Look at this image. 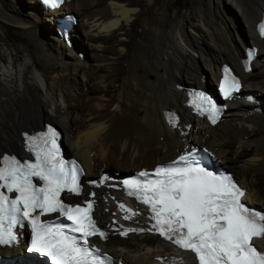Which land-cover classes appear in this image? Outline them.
<instances>
[{
	"label": "bare ground",
	"instance_id": "bare-ground-1",
	"mask_svg": "<svg viewBox=\"0 0 264 264\" xmlns=\"http://www.w3.org/2000/svg\"><path fill=\"white\" fill-rule=\"evenodd\" d=\"M232 1L242 30L222 0L209 6L192 0L175 19L158 15L156 0H70L48 13L34 0H0V144L7 145L0 154L21 153L20 133L40 129L47 118L60 128L65 152L82 163L86 182L111 168L110 182L88 189L96 193L95 215L108 232L96 245L117 264H198L194 254L148 231L153 223L146 211L122 197L114 182L125 171L149 170L195 146L208 148L246 190L245 203L264 212V40L254 34L264 0ZM66 14L75 18L69 45L57 31ZM8 33L20 41L12 43ZM245 41L259 48L248 74L240 67ZM85 45L91 60L82 62ZM227 61L241 73L243 87L211 127L183 106L185 91L177 85L211 86ZM171 110L179 114L176 127L163 119ZM120 204L136 214L124 219ZM122 229L144 231L122 236ZM21 239L0 248V264H47L25 253ZM253 244L264 250V238Z\"/></svg>",
	"mask_w": 264,
	"mask_h": 264
},
{
	"label": "snow or ice",
	"instance_id": "snow-or-ice-1",
	"mask_svg": "<svg viewBox=\"0 0 264 264\" xmlns=\"http://www.w3.org/2000/svg\"><path fill=\"white\" fill-rule=\"evenodd\" d=\"M46 2L56 5L58 0ZM260 32L264 35V24ZM224 74L221 90L229 97L239 91L240 82L227 67ZM197 99L201 102L197 108L206 111L215 124L219 117L216 104L204 93H198ZM57 139V132L49 128L27 137L34 161L21 162L14 156L0 160V189L16 194L10 198L0 191V246H15L18 229L27 222L33 233L28 250L48 258L50 264H106L110 258L102 256L88 239H107L93 218V203L89 201L85 207L61 199L65 191L80 195L83 170L76 161L61 157ZM33 178L42 184L34 183ZM123 184L129 196L150 210L155 223L148 231L155 230L179 249L194 254L198 264H264V252L253 244L254 238H264V212L241 203L246 190L231 175L209 170L198 150L158 166L152 173L141 171ZM120 208L126 213L124 219L136 214L124 204ZM53 213L71 223L41 220ZM136 231L144 229H122L119 234Z\"/></svg>",
	"mask_w": 264,
	"mask_h": 264
},
{
	"label": "rangeland",
	"instance_id": "rangeland-1",
	"mask_svg": "<svg viewBox=\"0 0 264 264\" xmlns=\"http://www.w3.org/2000/svg\"><path fill=\"white\" fill-rule=\"evenodd\" d=\"M151 2H153L154 0H149ZM157 1V5L155 7V11L157 12L158 15L160 16H166L168 15L169 18L171 19H175V18H178L179 15H185L186 12H187V4L188 2L192 1V0H156ZM222 3L225 5V7H227L229 9V11H231V13H233V15H235V19L237 20V25L239 26V28L242 30V28H244V23H243V19L240 17L241 14L239 15V13L236 12L235 10V7H234V1L231 0H222ZM210 2L209 0H206L205 2V5L206 6H209ZM193 11V9H191ZM238 14V15H236ZM183 24L184 25H188V22H185V20L183 21ZM169 27V25L167 26V28ZM8 37L10 38L11 42L12 43H16V42H19L20 41V37L18 35H16L15 33H8ZM246 39H243L242 41H244ZM251 41H245L244 45L247 44L246 46L244 47H248L249 44H250ZM251 45V44H250ZM89 46L88 45H85L83 48H81L80 50V55L83 54L82 58L80 57V60L83 62L86 60H91V57H90V50L88 49ZM243 49V47H242ZM115 53V52H114ZM114 53H109L108 55L109 56H116V53L114 55ZM227 64H231L229 61L226 62ZM253 72H255L253 70ZM140 74H143V72L139 71ZM203 73L207 74V77H209V72L207 70H205L203 68ZM180 83L184 84V85H191L192 87H195L196 85L193 84V83H186V82H183V81H180ZM181 84V85H182ZM204 87V86H202ZM49 122L51 123L52 125H55V123H52V121L50 122V120H48L47 118L43 121L40 122V126H42V123L43 122ZM56 126V125H55ZM58 127V126H57ZM26 128V127H25ZM59 128V127H58ZM60 129V128H59ZM30 129L26 128L24 129L23 131H29ZM0 145H5V144H0ZM7 146V145H5ZM64 147V146H63ZM195 147H199V146H195ZM65 149V148H64ZM66 151V150H65ZM4 152H11V150H5ZM12 153V152H11ZM66 154L68 156H71L69 155V153L66 152ZM226 167L230 170V171H236L239 173L238 169H235L234 167H231L229 165H226ZM225 169V168H224ZM226 170V169H225ZM102 171L106 172V171H113L111 168H103ZM228 171V170H227ZM125 172H129V171H125ZM229 172V171H228ZM245 180L247 182H251V177H246Z\"/></svg>",
	"mask_w": 264,
	"mask_h": 264
},
{
	"label": "clouds",
	"instance_id": "clouds-1",
	"mask_svg": "<svg viewBox=\"0 0 264 264\" xmlns=\"http://www.w3.org/2000/svg\"><path fill=\"white\" fill-rule=\"evenodd\" d=\"M65 4V3H64ZM263 12V11H262ZM66 15H68V14H66ZM71 15V14H70ZM261 15H262V13H261ZM73 16V15H72ZM74 17V16H73ZM261 21V16H260V18H259V21L256 23V25L259 23ZM256 25H255V27H256ZM255 27H254V34H255V36L257 37V39H259L258 38V36L256 35V33H255ZM259 40H264V39H259ZM251 46H255V47H257L256 45H250L249 44V46L248 47H245L244 48V50H243V59L245 58V49H247V48H249V47H251ZM258 50H259V48L257 47V54H258ZM256 57H257V55H256ZM243 59H241L240 60V67H241V69H242V72L241 73H244V70H243V68H242V65H241V61L243 60ZM253 62V61H252ZM223 64H226V65H228L230 68H231V70L240 78V80H241V82H242V79H241V73L240 72H236L235 70H234V68L230 65V64H227V63H222L221 65H220V68H221V66L223 65ZM252 64V63H251ZM220 68H219V70H220ZM252 68V67H251ZM252 71V70H251ZM251 73V72H250ZM244 74H246V73H244ZM248 74V73H247ZM214 85H215V83L213 82V84L211 85V86H207V87H201V88H205L206 90H209V88H213L214 87ZM242 85H243V83H242ZM178 86H180V87H183V88H185V89H187L188 87H192V86H187V85H177V87ZM195 87H199V86H195ZM180 91H182V90H180ZM183 91H185V96H186V90H184L183 89ZM213 94H214V96H216V94L213 92ZM177 113V112H176ZM191 114V113H190ZM179 115V114H178ZM192 115V114H191ZM45 123V122H44ZM54 127V126H53ZM55 128V127H54ZM58 130V129H57ZM59 131L61 132V130L59 129ZM62 133V132H61ZM64 155L65 156H68L67 154H66V152H65V150H64Z\"/></svg>",
	"mask_w": 264,
	"mask_h": 264
},
{
	"label": "water",
	"instance_id": "water-1",
	"mask_svg": "<svg viewBox=\"0 0 264 264\" xmlns=\"http://www.w3.org/2000/svg\"><path fill=\"white\" fill-rule=\"evenodd\" d=\"M42 125H44V122L42 123ZM56 129H58L59 130V128L57 127V126H55V125H53Z\"/></svg>",
	"mask_w": 264,
	"mask_h": 264
},
{
	"label": "trees",
	"instance_id": "trees-1",
	"mask_svg": "<svg viewBox=\"0 0 264 264\" xmlns=\"http://www.w3.org/2000/svg\"><path fill=\"white\" fill-rule=\"evenodd\" d=\"M75 45V44H74ZM254 97L258 98L256 95H253Z\"/></svg>",
	"mask_w": 264,
	"mask_h": 264
}]
</instances>
